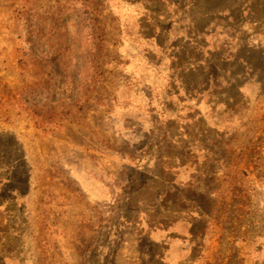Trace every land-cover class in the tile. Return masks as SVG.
<instances>
[{
  "label": "rangeland",
  "instance_id": "374dc122",
  "mask_svg": "<svg viewBox=\"0 0 264 264\" xmlns=\"http://www.w3.org/2000/svg\"><path fill=\"white\" fill-rule=\"evenodd\" d=\"M187 263L264 264V0H0V264Z\"/></svg>",
  "mask_w": 264,
  "mask_h": 264
},
{
  "label": "trees",
  "instance_id": "16d2710c",
  "mask_svg": "<svg viewBox=\"0 0 264 264\" xmlns=\"http://www.w3.org/2000/svg\"><path fill=\"white\" fill-rule=\"evenodd\" d=\"M219 76L217 75V74H212L211 76H210V78H209V88H212V89H215V88H219V86H218V81H219ZM222 81L223 82H225L226 84H227V82H226V80H225V78L224 77H222ZM227 111H229V108H227L226 109ZM174 182V181H173ZM201 211H203V210H201ZM196 214H198V216L200 217H202V212L201 213H199V211H197V213ZM202 219V218H201ZM183 225H184V223H183ZM188 225V224H187ZM185 229L186 228H184L183 230H182V232H179V231H177V232H175L174 233V235H172L171 236V239H175V238H179L180 240H182V242L183 243H187L186 244V246H188L189 245V250H190V255L188 254L187 255V258H188V260H189V262H193V261H191L194 257H192L191 255H192V253H193V251L195 250V248L197 249L198 247H200V245H201V241H202V238H200V236H196V233H194L193 232V230H192V228H188L187 229V233L185 232ZM190 236V238H189V236ZM178 236H180V237H178ZM183 236V237H182ZM180 248H181V244H180V246L179 247H177V251L178 252H180V254H181V257H180V260L179 261H183V262H186V261H188V260H186V257L184 256V255H182V253H181V250H180ZM173 250H174V247H173ZM171 250H166V254H165V256H167L168 254L169 255H171ZM164 256V257H165ZM182 262V263H183ZM175 263H179L178 261H175ZM188 264V263H187Z\"/></svg>",
  "mask_w": 264,
  "mask_h": 264
}]
</instances>
